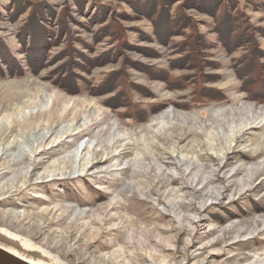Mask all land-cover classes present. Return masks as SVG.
I'll use <instances>...</instances> for the list:
<instances>
[{"label": "rangeland", "instance_id": "1", "mask_svg": "<svg viewBox=\"0 0 264 264\" xmlns=\"http://www.w3.org/2000/svg\"><path fill=\"white\" fill-rule=\"evenodd\" d=\"M9 1L0 0V37L21 58L16 31L26 12L12 18ZM121 22L131 43L159 48L131 29L151 33L147 18ZM95 30L74 25L86 38ZM109 45L104 38L88 53ZM160 48L156 56L125 48L86 76L99 82L124 55L167 66L173 54ZM212 50L221 78L209 84L226 97L190 107L173 102L187 89L128 67L154 93L134 99L163 105L143 120L118 116L124 108L107 104L111 94L64 89L49 72L53 60L0 76V226L68 264H264V101L247 98L230 55L219 44Z\"/></svg>", "mask_w": 264, "mask_h": 264}, {"label": "trees", "instance_id": "2", "mask_svg": "<svg viewBox=\"0 0 264 264\" xmlns=\"http://www.w3.org/2000/svg\"><path fill=\"white\" fill-rule=\"evenodd\" d=\"M86 1L91 10L84 7ZM6 5L11 17L26 14L16 31L21 58L0 37V76L21 75L26 69L37 72L53 60L59 64L49 72L55 74L58 85L69 91L111 94L105 98L107 104L124 108L116 111L118 116L143 120L163 105L160 100L143 103L134 99L135 92L146 96L154 93L136 82L128 67L139 69L149 78L162 79L171 88L187 89L186 99L173 101L184 107L223 99V87L209 84L221 78L215 69L222 63L212 50L219 44L230 55V65L245 96L264 101V47L260 42V36H264V0H72V5L59 9L49 0H10ZM195 13L209 19L196 17ZM75 14L84 15L85 20L80 22ZM139 17L150 21L152 32L138 25L131 29L159 48L141 46L128 39V28L121 20ZM75 24L89 29L95 26L97 30L86 38L74 33ZM200 24L214 32V39ZM104 38H108L109 47L90 55L88 52ZM160 46L173 54L167 66L124 55L120 67L105 72L99 82L86 76L95 66L116 60L125 48L156 56L162 54ZM175 69L186 72L173 73Z\"/></svg>", "mask_w": 264, "mask_h": 264}, {"label": "water", "instance_id": "3", "mask_svg": "<svg viewBox=\"0 0 264 264\" xmlns=\"http://www.w3.org/2000/svg\"><path fill=\"white\" fill-rule=\"evenodd\" d=\"M0 264H68L26 236L0 226Z\"/></svg>", "mask_w": 264, "mask_h": 264}, {"label": "bare ground", "instance_id": "4", "mask_svg": "<svg viewBox=\"0 0 264 264\" xmlns=\"http://www.w3.org/2000/svg\"><path fill=\"white\" fill-rule=\"evenodd\" d=\"M104 158H106V156H105ZM261 160H264V157H263V158H261L259 161H261ZM261 162H262L261 166L263 167V166H264V161H261ZM90 165H93V163L91 162V164H90Z\"/></svg>", "mask_w": 264, "mask_h": 264}]
</instances>
